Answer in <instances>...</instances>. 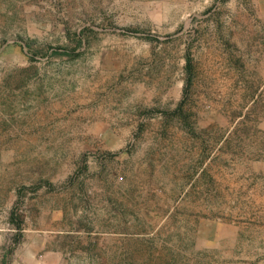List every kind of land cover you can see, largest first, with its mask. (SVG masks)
I'll return each mask as SVG.
<instances>
[{
    "label": "rangeland",
    "instance_id": "374dc122",
    "mask_svg": "<svg viewBox=\"0 0 264 264\" xmlns=\"http://www.w3.org/2000/svg\"><path fill=\"white\" fill-rule=\"evenodd\" d=\"M0 264H264V0H0Z\"/></svg>",
    "mask_w": 264,
    "mask_h": 264
}]
</instances>
